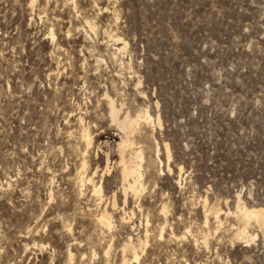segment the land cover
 <instances>
[{"label": "rangeland", "instance_id": "obj_1", "mask_svg": "<svg viewBox=\"0 0 264 264\" xmlns=\"http://www.w3.org/2000/svg\"><path fill=\"white\" fill-rule=\"evenodd\" d=\"M238 204L264 209V0H0V264H264Z\"/></svg>", "mask_w": 264, "mask_h": 264}, {"label": "bare ground", "instance_id": "obj_2", "mask_svg": "<svg viewBox=\"0 0 264 264\" xmlns=\"http://www.w3.org/2000/svg\"><path fill=\"white\" fill-rule=\"evenodd\" d=\"M87 23V22H86ZM92 24V23H91ZM91 24H89L90 26H91V28H92V30H93V26L91 25ZM89 25H88V27H89ZM91 32V31H90ZM52 33V32H51ZM53 38H55V35L53 34ZM116 38V37H115ZM114 39V38H113ZM122 39L121 38H118L116 41H121ZM116 41H115V43H116ZM127 43V42H126ZM116 45V44H115ZM120 46V45H119ZM124 46V45H123ZM122 46V47H123ZM125 46H126V44H125ZM123 50V52H124V49H122V48H120V51H122ZM119 51V52H120ZM109 107V106H108ZM110 114H111V117H112V119H113V121L114 122H116L117 124H118V126L121 128V129H123L127 134H132V133H134L136 130H137V126H139V121L141 120V119H144V120H146V121H148V122H150L151 123V121H153L152 120V117H151V115L149 114V113H147L146 115H144V116H140L139 117V119H132L129 115L127 116V114H126V117L123 119V120H121V117H120V113H121V110L120 109H118L117 108V106H116V104H115V102L113 101V100H111V102H110ZM81 123V122H80ZM83 123V122H82ZM81 123V124H82ZM153 123V122H152ZM159 123L161 124V120L159 119ZM140 128L138 127V130H139ZM84 128L82 129V134H83V138L81 139V140H83L84 139V141L86 142V144H88V145H91L92 144V138H91V134H90V132H89V130L88 129H85L84 131ZM140 132V131H139ZM81 134V133H80ZM139 135V134H138ZM137 135V136H138ZM122 136V135H121ZM134 136H136V135H133L132 137H134ZM125 137V136H124ZM131 137V138H132ZM128 138V137H127ZM128 139H130V138H128ZM133 139V138H132ZM131 139V140H132ZM83 141V142H84ZM84 142V143H85ZM81 143H82V141H81ZM127 143H128V145H127ZM133 143L134 142H132V143H130V141H124L123 142V144L125 145L126 144V146H130L129 148H132V146H134L133 145ZM120 145V144H119ZM138 146V145H137ZM88 147V146H87ZM121 147H122V145H121ZM89 148V147H88ZM137 149V148H136ZM85 150H87V148L85 149ZM119 150V149H118ZM120 150H121V148H120ZM130 150V149H129ZM140 150V149H139ZM167 150H168V157L170 158L171 156H170V153H169V149H168V146H167ZM131 151V150H130ZM142 152V151H141ZM141 152H139V151H133L132 152V157H130L129 159H130V161L128 160H126L125 158L123 159V161L122 162H124V164H125V166H123L124 164H121L122 166H123V168H124V171H123V177L125 178V180H128V179H132L131 180V182H129V189L132 191V192H134V193H137L138 192V189H139V187L141 188L142 186H140L141 185V183H143V181L141 182V177H142V173H141V165L139 164V163H136L135 161H134V159H136V158H138V160H139V158L140 159H142V154H141ZM131 153V152H130ZM120 154H122V153H120ZM130 156H131V154H129ZM128 155V156H129ZM121 156V155H120ZM123 156V155H122ZM121 156V157H122ZM128 156L126 157V158H128ZM134 156L136 157V158H134ZM137 160V161H138ZM84 165V164H83ZM85 166V165H84ZM84 166H83V168H84ZM143 166V165H142ZM120 168V167H119ZM109 169V168H108ZM84 172V171H83ZM107 172V171H106ZM80 174V173H79ZM85 175V174H84ZM80 176V175H79ZM78 177V176H77ZM94 177V176H93ZM93 177H90V176H80V186H81V184H82V186H85V185H87V184H89V185H92L93 186V189H94V192H93V190H92V192L93 193H95L96 195L95 196H97V195H100V194H102V191H103V187H102V183L100 184L99 183V185H97L95 182H94V178ZM122 177V178H123ZM77 179V178H76ZM74 180H75V178H74ZM78 181V180H77ZM126 184V183H125ZM124 184V185H125ZM78 185V184H77ZM126 187V186H125ZM78 188H80L79 186H78ZM82 188V187H81ZM85 189H87V188H85ZM91 191V190H90ZM128 192V191H127ZM140 192V191H139ZM80 193H82V192H80ZM92 194V193H91ZM137 194H139V193H137ZM93 195V194H92ZM129 196V195H128ZM98 197H100V196H98ZM127 198V197H126ZM100 200V199H99ZM117 202V201H116ZM116 205V204H115ZM239 205V204H238ZM117 206V205H116ZM209 208V207H208ZM237 208V207H236ZM213 209V208H212ZM205 211V210H204ZM166 212V211H165ZM233 212V211H232ZM206 213L207 214H205V215H207V217H206V220H207V222L213 217L214 219H216L217 221H220V219L222 218L221 217V210H218L215 214H213V212L211 211V213L213 214H211L208 210L206 211ZM231 214V213H230ZM238 214L240 215V217H241V219H243L246 223H250L251 221H257L260 225H262V223H263V218H264V209L263 208H248L247 206H241V205H239L238 206ZM233 215V214H232ZM235 215V214H234ZM97 216H98V214H97ZM96 216V217H97ZM228 216V215H227ZM95 218V217H94ZM214 219L212 220V221H214ZM240 219V218H239ZM240 219V220H241ZM95 220V219H94ZM240 220H238V221H240ZM96 222V223H95ZM94 223L97 225H99L101 228L100 229H105V230H113L112 229V227H113V217H112V214L109 212V210H108V208L107 209H104L103 210V212L96 218V221H95ZM206 222V223H207ZM210 223V222H209ZM241 223V222H240ZM244 223V222H243ZM251 223H254V222H251ZM250 223V224H251ZM257 223V224H258ZM220 224V223H219ZM242 224V223H241ZM249 224V227L251 226ZM215 225H218L217 224V222H216V224ZM247 226V224H244V226ZM205 226H206V224H205ZM208 226V225H207ZM219 227V226H218ZM220 227H221V225H220ZM216 228V227H215ZM239 228H240V226H239ZM246 228H248V227H246ZM246 228H244V229H246ZM218 229V228H217ZM232 229V228H231ZM236 229V228H235ZM241 229V228H240ZM235 231V230H234ZM105 232V231H104ZM238 232V231H237ZM246 232H247V230H242L241 229V231L239 230V236L240 237H244L245 235H246ZM234 234H235V232H234ZM237 234V233H236ZM248 235V234H247ZM209 236V235H208ZM238 236L236 235V238H237ZM246 237L247 236H245V239H246ZM205 239V238H204ZM208 239H209V237H208ZM207 237H206V242H207ZM238 239H240L239 237H238ZM204 241V242H205ZM126 248L127 249H130V250H132L134 253H135V259L136 260H139V256H138V254L136 253V246L133 244V241H132V239L130 238V243L126 246ZM129 262H130V260L129 259H124V262H123V264H129Z\"/></svg>", "mask_w": 264, "mask_h": 264}]
</instances>
